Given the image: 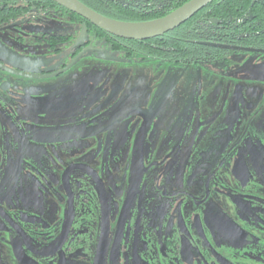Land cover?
Returning a JSON list of instances; mask_svg holds the SVG:
<instances>
[{"label": "flooded vegetation", "instance_id": "obj_1", "mask_svg": "<svg viewBox=\"0 0 264 264\" xmlns=\"http://www.w3.org/2000/svg\"><path fill=\"white\" fill-rule=\"evenodd\" d=\"M81 1L140 22L183 0ZM201 11L196 35L212 39L196 43L222 53L188 61L52 0H0V264H264L263 99L240 85L152 95L89 61L264 55V0Z\"/></svg>", "mask_w": 264, "mask_h": 264}, {"label": "rangeland", "instance_id": "obj_2", "mask_svg": "<svg viewBox=\"0 0 264 264\" xmlns=\"http://www.w3.org/2000/svg\"><path fill=\"white\" fill-rule=\"evenodd\" d=\"M229 61H221L210 67H203L196 64H180L170 66L155 59L139 60L137 56L126 63L119 61H108L92 57L89 61L92 63L94 70L99 67H107V76H103V80L116 79L117 82H125L133 84L135 78L140 76L142 84L150 87L148 94L157 95L158 91L155 88L158 85L162 86V93L173 95L196 93L201 95L214 94L219 96L234 87L241 86L246 92V95L254 89L255 95H259L260 100L263 99L264 82L257 84V76L263 77L264 81V55L252 54L249 52H240L230 54ZM120 70V74L117 71ZM122 72V73H121ZM124 72V73H123ZM98 73V72H97ZM146 82V83H145ZM231 86L227 90L228 86ZM146 86V87H147ZM194 89L191 91L192 87ZM128 88H132L128 86ZM249 88V89H247ZM256 99L254 98L255 101ZM218 107H214L217 111Z\"/></svg>", "mask_w": 264, "mask_h": 264}, {"label": "water", "instance_id": "obj_3", "mask_svg": "<svg viewBox=\"0 0 264 264\" xmlns=\"http://www.w3.org/2000/svg\"><path fill=\"white\" fill-rule=\"evenodd\" d=\"M52 1H55L76 14L84 17L94 26L114 36L132 40H148L162 36L165 33L179 27L214 0H188L162 17L140 22L122 21L108 17L86 5L81 0ZM84 52L85 51L80 53L72 64H74Z\"/></svg>", "mask_w": 264, "mask_h": 264}, {"label": "trees", "instance_id": "obj_4", "mask_svg": "<svg viewBox=\"0 0 264 264\" xmlns=\"http://www.w3.org/2000/svg\"><path fill=\"white\" fill-rule=\"evenodd\" d=\"M186 1L188 0H183L181 3H179L178 6L182 5ZM201 13L202 11L198 12L196 15L192 17L191 20L183 23L179 27L165 33L160 37H156L148 41H141V40H139V42L134 41V47H138V48L140 47L147 52H153L152 54H157V55H160L164 51L166 52L183 51L187 55L185 58H187L188 61H192V60L198 61V59H201L200 57L201 55H203L204 58L210 55L218 56L217 53L218 52L222 53V50L213 47H208L204 44L199 45V43H196V41L198 40L205 41L212 39V38H203L196 35V33L198 32L197 30H203L204 28L203 24L204 25L206 24V21L198 19ZM160 15L162 14H159L158 16ZM211 16L214 18L213 14ZM154 45H155V50H154Z\"/></svg>", "mask_w": 264, "mask_h": 264}]
</instances>
